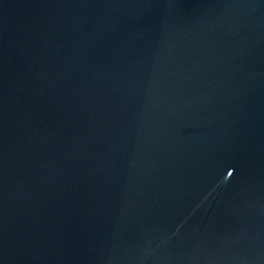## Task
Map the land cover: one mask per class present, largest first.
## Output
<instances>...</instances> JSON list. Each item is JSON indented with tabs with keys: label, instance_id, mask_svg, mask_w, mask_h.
<instances>
[{
	"label": "water",
	"instance_id": "1",
	"mask_svg": "<svg viewBox=\"0 0 264 264\" xmlns=\"http://www.w3.org/2000/svg\"><path fill=\"white\" fill-rule=\"evenodd\" d=\"M0 264H264V0H0Z\"/></svg>",
	"mask_w": 264,
	"mask_h": 264
}]
</instances>
